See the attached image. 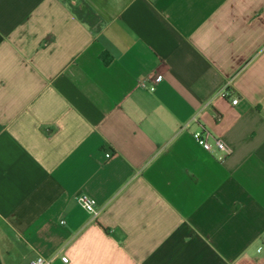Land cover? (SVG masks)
<instances>
[{"label": "crops", "instance_id": "obj_1", "mask_svg": "<svg viewBox=\"0 0 264 264\" xmlns=\"http://www.w3.org/2000/svg\"><path fill=\"white\" fill-rule=\"evenodd\" d=\"M19 242L3 264H264V0H0V250Z\"/></svg>", "mask_w": 264, "mask_h": 264}, {"label": "built area", "instance_id": "obj_2", "mask_svg": "<svg viewBox=\"0 0 264 264\" xmlns=\"http://www.w3.org/2000/svg\"><path fill=\"white\" fill-rule=\"evenodd\" d=\"M160 82V78H153V77H147L145 79H142L139 82L140 88L144 90H148L151 92L156 91V87ZM226 97L230 96L229 93H225ZM239 102L238 98H235L232 100V105H237ZM196 143L202 147L206 152L211 153L214 149L218 150L219 152L224 153L225 155H230V150L226 147L224 142L220 139H218L211 131L207 129H202L201 131H198L194 133L193 135ZM106 158H111L110 154H106ZM78 204L92 217L97 218L100 214V210L98 208L97 202L93 199H90L86 195H79L77 197ZM61 262L63 264H68L69 259L68 257H61ZM29 264H54V261L52 258H47L44 256H36L34 259L30 261Z\"/></svg>", "mask_w": 264, "mask_h": 264}, {"label": "rangeland", "instance_id": "obj_3", "mask_svg": "<svg viewBox=\"0 0 264 264\" xmlns=\"http://www.w3.org/2000/svg\"><path fill=\"white\" fill-rule=\"evenodd\" d=\"M19 245V249H17V252L16 253L14 250L12 249H9V250H6L3 248L2 250H0V264H3L4 260H3V255H5L4 259L6 258V260H8L9 258L12 259L11 262H13V258L14 256H16L17 258H19L21 256V253L24 251V245L22 242H19L18 243ZM8 258V259H7Z\"/></svg>", "mask_w": 264, "mask_h": 264}]
</instances>
